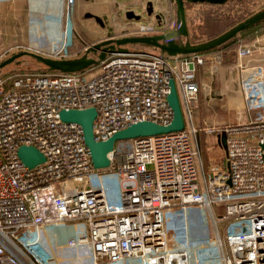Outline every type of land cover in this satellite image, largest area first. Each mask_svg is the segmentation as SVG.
<instances>
[{
  "label": "built area",
  "instance_id": "2783aa9c",
  "mask_svg": "<svg viewBox=\"0 0 264 264\" xmlns=\"http://www.w3.org/2000/svg\"><path fill=\"white\" fill-rule=\"evenodd\" d=\"M75 3L63 0V39L51 46L54 58H69ZM156 17L138 15L134 32H163L158 28L170 20ZM251 53L237 50L239 58ZM203 62L199 54L116 51L91 77L96 67L0 78V264H264V68L241 66L240 85L255 116L224 127V166L205 171L192 118ZM170 78L184 128L128 140V149L109 155V167L95 169L81 126L59 112L94 107L96 140L138 121L168 124ZM22 145L39 150L44 162L24 165ZM174 208L205 220L196 243L170 241L166 212ZM67 224L78 229L65 243L75 253L57 260L41 233Z\"/></svg>",
  "mask_w": 264,
  "mask_h": 264
},
{
  "label": "rangeland",
  "instance_id": "374dc122",
  "mask_svg": "<svg viewBox=\"0 0 264 264\" xmlns=\"http://www.w3.org/2000/svg\"><path fill=\"white\" fill-rule=\"evenodd\" d=\"M108 1L109 2H104V3L102 2V0H90L89 2L86 3L76 1L74 6L72 7L73 23L69 29L76 34L77 43L80 46L82 45L88 48V46H91L96 43H100L110 38H122L129 36L157 34V32L155 31L148 33L134 32L139 21L135 19H127L124 15L125 11L130 10L138 15H142V16L146 15V17L149 18V16H147L149 12L146 11L148 8L147 1H152L153 3L155 0H108ZM168 2L171 3V7H170L171 15L169 14L170 16L167 18L168 20H170V22H168L167 24L170 25L171 23V26L168 29L170 30L176 27L177 25L176 5L174 0H167V3ZM104 5L105 7H102ZM202 8L201 6L200 7L198 6L194 8V12H193L194 14L192 13L193 14L192 17H194L195 15L199 16V18L196 19L195 22L196 24H198V22L201 20V17L203 15L212 12L215 7H209L208 9H204V7ZM263 8H264V0H248L242 3L233 2L227 7V9H229L232 12L231 14L233 15H237V14L246 15L252 12H257L259 10H262ZM4 10H6L7 13H4L6 14V16L3 18V22L0 23V63L4 62L5 60L11 58L14 55H16V58L8 62L2 68H0V78L9 72L19 69H40V70L44 69L45 67L44 64L31 53H37V54L41 53L40 55L45 56L48 55L47 53H51L48 49L45 48L48 44L49 45L54 44L56 47H58L63 39V35L60 31V26L53 34L52 32H50L52 24L49 23V28H48L49 32L46 29L43 30L46 31L45 36L43 32L41 34L40 32H37L38 34L26 35L27 36L26 40L29 45L28 47L32 49L29 50L26 47L25 39L20 37V35H18L16 32L15 33L13 32L14 31L13 27L16 23L11 22L13 21L12 17H10L9 14L10 11H12L11 7L6 6ZM221 10L223 9L221 8ZM242 11L244 13H242ZM59 16L60 17L62 16V8H60L59 10ZM19 18L25 19L24 16H20ZM58 22L60 24L59 20ZM195 23L192 20H190V24L188 23V25H190L191 28H193ZM29 25L32 26L33 23H30ZM31 28L29 30L30 32L32 31ZM33 36H38V37L33 39ZM23 37L25 38V36ZM205 37L206 36H201L198 39L195 38L192 40L205 39ZM185 39L187 38L186 37L182 38L181 41H184ZM40 42H42V45H40ZM112 48L116 51L125 50L130 52H144V53L163 56V57L170 56L169 53H167L166 51H163L157 48L156 46L146 43H127L122 45L113 44ZM85 50L86 49H84L81 52V54H78V57L83 55ZM23 51H29L31 53L21 54V52ZM52 53L54 52L52 51ZM99 56H100L99 52L90 51L88 53V57L90 59H93L94 61H98ZM99 71L100 68L97 66L91 73L87 74V77L94 76L98 74ZM211 95L213 96V92H211ZM204 99L201 100L200 94H198V97L194 102L192 109V116H193L192 118L198 130L196 132L197 145L200 150L204 164H206L205 161H209V160L210 162H214V164L215 163L220 164L223 158V146L221 144V137L224 140L223 129L226 125H235L239 123L233 122V120H228L227 118L228 116L225 117L224 116L225 114L219 112V106H217L215 103L209 104L207 101L208 98H204ZM129 147H130L129 141H118L116 143L115 148L119 151H125ZM174 225L173 226L175 228L178 227L176 232L182 230V226H181L182 224L176 222ZM174 227H171V229H169V232L171 230V232L173 233L175 231ZM53 231L57 234L58 240L54 239V237L51 235V232L53 233ZM75 231L78 232L77 226L73 227V225L67 224L62 227H58L57 229L56 228L47 229L45 234L41 233V237L43 239L47 237L46 239L48 241L50 239L53 247L57 248L63 245V243L65 244L68 239L76 238L78 233H76ZM60 248L62 249V251H64L65 254H72L74 251L72 248L69 247L61 246ZM129 263L130 260L127 259L123 264H129Z\"/></svg>",
  "mask_w": 264,
  "mask_h": 264
},
{
  "label": "crops",
  "instance_id": "0c3cea01",
  "mask_svg": "<svg viewBox=\"0 0 264 264\" xmlns=\"http://www.w3.org/2000/svg\"><path fill=\"white\" fill-rule=\"evenodd\" d=\"M76 1L86 3L90 0ZM102 2L104 3L109 1L102 0ZM153 3L154 14H147L149 18H147L146 15H140L142 17L141 21L154 20L155 22H157L159 19H157L156 14H160L164 18H168L171 15V5L167 3V0H155ZM6 6L11 7L12 11H10L9 13L10 17H12L13 20L11 22L16 23L13 27V32H16L18 35H20V37L25 39L26 47L29 50L32 49L28 47L29 45L26 40V35L38 34L37 32H40L41 34L43 32L45 36L46 31L43 30L46 29L49 32V23L52 24L50 29V32H52V34L56 32L59 26L60 31L62 32L63 18L62 16H59V10L60 8H63V0H0V23L3 22V18L6 16V14H4L7 13L6 10H4ZM102 7H105V5ZM127 12L128 11L124 12V15L127 19H136L135 17L128 18L126 16ZM133 14L135 16H138V14L136 13ZM20 16H24L25 19H20ZM58 20L60 21V24ZM28 23H33V25L30 26ZM30 28L32 30L31 32L29 31ZM23 36H25V38ZM37 37L38 36H33V39ZM40 45H42V42H40ZM48 45L45 48L51 52V46L53 44H50L49 46ZM240 47H248L251 49L252 53L250 55L239 58L237 56V50ZM47 54L48 55L45 56L49 57L50 53ZM76 57H78V55H73V57L71 58ZM50 58L54 57L50 56ZM254 65H261L264 68V25L258 26L254 30H252L249 36V40L238 45L232 61H223L219 60L218 58L216 59L208 56V60L204 61L203 64L198 66L197 79L201 84L199 91L201 100H203L204 98H208L207 101L209 104L215 103L217 106H219L220 113L225 114L224 116H228V120H233V122L236 123H243L254 117V112L248 109V101L246 100L240 85L241 66L249 67ZM211 92H213V96L211 95ZM221 144L223 146V158L220 164L215 163L217 165H215L214 162H210V160L205 161L206 164H204L199 150L200 163L203 170L206 171L214 165L220 167L224 166L225 145L222 137ZM190 215H192L191 212H183L177 208L167 210L166 212V230L168 232L170 241L172 242L173 240L172 243L175 244V246L184 244L186 241H197L201 235L205 234V230H202L200 232L198 231V228H200L201 225L199 224V219H197V217L194 218V216L190 217ZM176 222L182 224V232H176L178 228L174 227V224ZM171 227H174L175 231L173 233L171 232V230L169 232V229H171ZM46 230L47 229L43 230V234L44 232H46ZM51 235L54 237V239L58 240L57 234L54 231L53 233L51 232ZM48 244L50 250L52 251V253H54V257L57 260L69 261L74 256V251L72 254H65L64 251H62L60 247H66L64 243L60 247L55 248L53 247L52 242L49 239Z\"/></svg>",
  "mask_w": 264,
  "mask_h": 264
},
{
  "label": "water",
  "instance_id": "95a60500",
  "mask_svg": "<svg viewBox=\"0 0 264 264\" xmlns=\"http://www.w3.org/2000/svg\"><path fill=\"white\" fill-rule=\"evenodd\" d=\"M228 0H175L176 3V27L170 30H164L161 33L154 35H142V36H129L122 38H110L100 43L93 44L86 48L83 55L76 58L69 59H54L46 56H42L37 53H31L29 51H23L24 53H31L44 65L52 70L62 72H76L87 68L88 66L97 65L105 56L109 53L116 52L112 48L113 44L122 45L127 43H146L157 48L166 51L169 55H190L199 54L200 52L209 48L218 46L231 37L235 36L238 32L250 27L256 22L264 18V9L256 12L252 16L248 17L243 22L232 27L228 31L224 32L217 38L205 43L191 44L187 39L181 41L182 38L187 36L186 29V17L184 11V2H207L211 4H222ZM152 11V4L148 2L147 12ZM148 13V14H149ZM128 18L135 17L132 11L126 13ZM99 52L100 56L98 61H94L88 57V53ZM125 51V50H120ZM16 55L0 63V68L6 65L8 62L14 60ZM169 93L167 95V102L172 110V118L168 124H159L151 120L138 121L122 128L106 140H96L93 135V123L96 116V109L94 107L77 110H61L59 116L63 121L77 123L81 126L82 136L85 145L87 146L92 166L95 169L107 168L110 165V156L115 149L118 141H128L137 137L157 135L162 133L180 131L184 128V119L181 110V105L177 95L176 87L173 78L169 79ZM224 142V140H223ZM18 157L22 163L27 167H34L45 160L44 155L33 146L22 145L18 148Z\"/></svg>",
  "mask_w": 264,
  "mask_h": 264
},
{
  "label": "trees",
  "instance_id": "16d2710c",
  "mask_svg": "<svg viewBox=\"0 0 264 264\" xmlns=\"http://www.w3.org/2000/svg\"><path fill=\"white\" fill-rule=\"evenodd\" d=\"M175 1V0H174ZM248 0H228L225 3L222 4H211L207 2H184V11H185V17H186V29H187V40L191 44H199V43H205L210 40H213L223 34L224 32L228 31L232 27L236 26L237 24L243 22L248 17L252 16L256 12H252L246 15L243 14H237L233 15L232 12L227 9V7L232 4L233 2L236 3H242L246 2ZM170 5L171 3L168 2ZM176 5V3H175ZM204 7V9H208L209 7H215L212 12L207 13L206 15H203L201 17V20L196 24V19L199 18V16L195 15L193 16L194 8L196 7ZM206 7V8H205ZM221 8L223 10H221ZM203 9V8H202ZM264 9V8H263ZM260 11V10H259ZM258 12V11H257ZM193 13V14H192ZM242 13H244L242 11ZM190 20H192L195 24L193 28H191ZM264 25V18L260 21L256 22L255 24L251 25L250 27L238 32L235 36L231 37L224 43L209 48L207 50H204L199 53L200 56H202L204 61L208 60V56H211L213 58H218L219 60L223 61H232L234 58L235 50L238 47L239 44L243 42H247L249 40V36L251 34V31L254 30L258 26ZM168 24L165 26H162L159 30H167ZM201 36H206L205 39H199V40H192V39H198ZM86 46H80L77 43L76 34L73 33L71 37V41L67 46V52L69 58L73 57V55L80 54ZM187 56V55H184ZM48 57V56H46ZM68 58V59H69ZM44 69H19L12 72H9L5 75H3L1 78L5 82L10 80L11 78L22 76V75H46V76H58V75H65L70 74L72 72H62L57 70H52L46 65H44ZM97 66H88L85 69H82L80 71H76V73H85L87 71L93 70Z\"/></svg>",
  "mask_w": 264,
  "mask_h": 264
},
{
  "label": "bare ground",
  "instance_id": "6f19581e",
  "mask_svg": "<svg viewBox=\"0 0 264 264\" xmlns=\"http://www.w3.org/2000/svg\"><path fill=\"white\" fill-rule=\"evenodd\" d=\"M154 35V34H153ZM199 219V221L205 223V220H203L202 216L197 217ZM196 240H193V243H196Z\"/></svg>",
  "mask_w": 264,
  "mask_h": 264
}]
</instances>
